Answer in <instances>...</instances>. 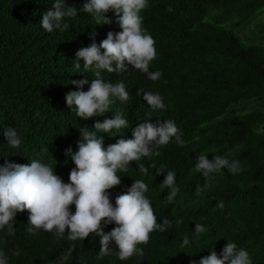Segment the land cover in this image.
<instances>
[{"label":"trees","instance_id":"obj_1","mask_svg":"<svg viewBox=\"0 0 264 264\" xmlns=\"http://www.w3.org/2000/svg\"><path fill=\"white\" fill-rule=\"evenodd\" d=\"M84 2L66 0L78 15L66 18L70 27L64 32H47L40 24L53 0H0V164H30L38 158L70 182L77 166L65 150H78L80 129L119 112L129 127L114 130L116 135L102 133L104 146L131 138L149 110L139 89L159 92L166 107L154 110L151 118L174 119L186 143L181 146L173 139L161 146L159 156L132 161L127 171L118 173L121 184L108 191L115 204L135 178L144 179L158 222L168 217L173 224L150 234L141 245L143 256L120 260L115 252L99 257L100 237L92 233L72 241L67 234L57 237L43 229L27 232L26 209L17 212L14 234L0 230V248L9 254L10 264H191L210 255L214 246L219 255L227 240L247 248L253 264H264V0H149L142 10L143 25L157 49L150 70L160 69L163 75L153 81L131 66L119 73L103 70L108 81L124 80L130 96L87 119L77 117L66 102V94L77 88L73 80L87 79V91L95 78L82 58L80 68L75 67L76 52L92 43L94 30L100 43L109 31L122 28L113 10L106 13L111 23L95 24L90 13L81 11ZM7 126L17 129L20 146L8 145ZM200 153L209 159L228 154L241 161L243 170L214 173L212 186L197 193V185L205 182L194 170ZM140 162L148 166V174L139 172ZM161 166L165 172L157 174ZM168 170L176 172L179 191L165 204L170 189L162 182ZM70 208L75 212L74 203ZM178 217L183 224L175 223ZM196 223L205 224L207 231L180 248ZM110 247L117 246L113 242ZM70 248L69 259L61 261ZM17 249L20 255L14 254Z\"/></svg>","mask_w":264,"mask_h":264},{"label":"clouds","instance_id":"obj_2","mask_svg":"<svg viewBox=\"0 0 264 264\" xmlns=\"http://www.w3.org/2000/svg\"><path fill=\"white\" fill-rule=\"evenodd\" d=\"M148 6L149 0H85L81 11L90 13L95 24L111 23L106 13L113 10L122 31H109L107 37L97 43L98 33L94 30L92 43L77 50L75 67L80 68L82 58L85 69H92L95 76L89 90H84L87 79L73 80L77 88L66 94V102L77 117L87 119L102 115L110 110L116 99H129L125 81H108L103 70L119 73L131 66L146 73L153 81L163 75L160 69L150 70L157 49L154 36L143 25L142 10ZM77 15V8L69 6L66 0H53V7L43 12L40 25L47 32H64L70 27L66 18ZM139 93L149 105V110L145 114L147 118L132 130L131 138H120L118 142L104 146L102 133L116 135L114 130L129 127V120L119 112L114 118L97 120L93 128L80 129L82 139L78 141V150L73 151L71 147L65 150L77 166L70 172V182H65L52 164L38 158H31L30 164L12 161L0 164V230L6 229L7 234H14L17 212L27 209L30 210L26 228L29 233L43 229L57 237L67 234L72 241L83 240L92 233L100 237L99 257L112 252L120 260L133 255L143 256L145 250L141 245L149 241L150 234L156 230L165 231L173 221L163 217V222H158L154 205L146 195L148 183L142 178H135L127 191L117 195L115 204L108 190L121 184L122 176L118 173L127 171L132 161L159 156L161 146L173 139L181 146L186 141L174 119L151 118L154 110L166 107L163 96L143 89H139ZM4 135L8 145H21V136L14 126L5 127ZM152 166L156 167L155 164ZM225 169L233 174L243 170L241 161L230 158L228 154H215L213 159H209L208 154L200 153L194 170L205 177V182L197 185V193L210 188L213 174ZM138 170L145 175L149 171L142 162L138 163ZM156 171L157 174L165 172L162 166ZM162 185L170 189L164 203L173 202L179 191L176 172L168 170ZM73 203L75 212L70 208ZM223 206V201H220L218 207ZM183 222V217L175 221L177 225ZM112 223L116 226L109 231ZM66 229L70 231L66 232ZM206 231L205 224L196 223L192 236H183L179 247L189 246L193 239H198ZM227 241L219 255L214 246L210 255L201 257L198 262L193 260L191 264H253L247 248L232 240ZM113 242L116 248L110 247ZM71 251L70 248L63 252L61 261H67ZM14 254L20 255V250ZM0 264H10V256L3 248H0Z\"/></svg>","mask_w":264,"mask_h":264},{"label":"rangeland","instance_id":"obj_3","mask_svg":"<svg viewBox=\"0 0 264 264\" xmlns=\"http://www.w3.org/2000/svg\"><path fill=\"white\" fill-rule=\"evenodd\" d=\"M251 107H253V106L251 105Z\"/></svg>","mask_w":264,"mask_h":264}]
</instances>
